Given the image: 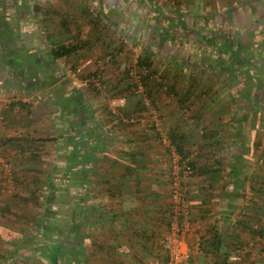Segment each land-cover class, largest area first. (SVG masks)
<instances>
[{
    "label": "rangeland",
    "instance_id": "374dc122",
    "mask_svg": "<svg viewBox=\"0 0 264 264\" xmlns=\"http://www.w3.org/2000/svg\"><path fill=\"white\" fill-rule=\"evenodd\" d=\"M179 1L181 4L177 3L176 0H0V30L13 38L18 49V52L15 53L17 60L25 61L29 64V66L24 65L22 68L25 67L31 73H37L40 67L48 68L40 73L43 74L46 81V85L43 87V89L46 88L44 96L48 98L46 103H53L54 111H59L57 110L59 106H56L57 101L55 97L50 95V91L55 88L60 90L62 83H67L69 87L75 88L73 89L75 94L81 95L83 100L88 101L86 104L84 101L83 103L87 107L92 108L95 121H97V114L111 119V114L125 117V109H129V113L139 121L135 122L136 124L128 125L129 127L132 128L134 125L138 127L142 118L141 113L143 115L146 113L147 119L151 122L156 121L154 120L156 118L160 119L159 124L164 129L161 119L162 113H164L162 110H168V106L174 104V107L178 109V116L182 120L181 126L187 129L189 125L190 130L195 132L196 136H201L202 131L208 133V131L213 129V122L218 121L222 116H228L229 122L223 126L227 131L224 136L226 138L230 137L231 140L234 137H240V143L250 148V153L245 158L248 161L247 164L258 169V159L264 155V115L256 111L245 115L244 104L246 103L236 98H231L229 92L221 88L222 86L216 80V76L208 73H199L197 75L198 77L196 78L200 80V84L197 85L198 88H195L194 93L191 95L190 107L180 106L178 96L169 92L168 87L174 85L178 92L182 94L192 90L191 86H189L191 70L187 67H183V70H181L182 67L176 65V62L167 61L169 57L187 59L197 63L206 61L204 66L216 72L218 69L215 67V57L218 52L215 48L213 50L212 45L207 42L211 32L217 34L220 42L231 38V41L241 39L248 44L254 43L255 45L253 46L257 50L251 57L254 61L257 59L261 61L259 49L264 51V21L249 32L247 27L236 30L229 17L223 21L220 16L227 11V4V7L234 5L235 7L232 6L230 11V14L233 10L236 11L233 19L246 21L257 12V4L254 3L255 0ZM247 1L250 2L247 3ZM35 5H40L43 11H35ZM85 8L89 10L91 15L83 13ZM46 9H56L67 16L72 22L69 30L61 27L59 16L45 12ZM262 9L261 15L264 16V7ZM102 11H104L106 16L101 14ZM3 21L6 23L5 25H2ZM94 21L98 22L97 26H93ZM194 32L202 35L205 40L199 37L198 42ZM82 41H87L88 43L86 47L79 49L75 55L60 58L58 61L50 58L52 48L58 47L60 44L73 45L80 43L79 45H81ZM143 45L152 47L158 52L163 50L162 57L167 59L166 61L163 60L160 55L153 56L154 64L151 72L157 71L159 75L164 74L166 79L161 81L157 79L154 73L147 81L148 87L144 86L145 90L147 89L144 94L148 95V92H150L152 98L156 100V111L152 110L154 108L143 110L136 106L140 101L139 99L144 95L136 92L139 89L133 84L134 82L129 73L131 67L138 70L137 62L139 58L146 55ZM120 47H122L121 50H119ZM205 52L210 58L202 60L201 58L207 55L204 54ZM7 60L9 58H5L0 53V61L3 65H6ZM39 62H42L43 65L39 66ZM99 70H103L101 71L103 83H100V85L95 81L97 76H93ZM240 71H236L237 76L234 80L233 90L252 91L264 103V87L262 89V84L260 85L262 81L264 82V68L263 70H252L253 75L248 79H245L244 75L239 74L241 73ZM145 73L146 71H140L142 75ZM256 73H259V75ZM255 75L260 77L261 82L258 84L259 87L253 90L254 84H256ZM0 76H2L1 81L5 86L7 85L6 83H12V88L9 87L10 89L5 91V98L7 99L15 94L21 99L30 98L31 101L36 100L33 102L32 113H30L37 114L34 119L35 122L37 120L35 125L39 130L42 128L48 129V131L51 130L48 125L51 119V111L46 108V104L43 105L45 102L40 103L36 96L38 92L37 94L31 93L32 96L28 94L29 92L22 87L21 84L23 83L19 80L20 78H18L19 76L14 69L6 70ZM226 77L227 74L222 73L221 78L225 79ZM6 87L8 88V86ZM202 89L207 91L205 92L206 95L200 97L198 93ZM220 90L222 93L217 96L216 93ZM215 96H217L218 103L211 100ZM22 112L26 113L24 110ZM196 113L201 114L199 120L195 118ZM243 117H245L246 121L244 124V130L246 131L244 136L239 134V129H237ZM92 124L90 121L85 123L83 129L85 130L87 126H92ZM117 124L121 127L118 130L125 128L123 123L117 122ZM45 125L47 128L44 127ZM178 127L180 128V126ZM241 127V132H243V126L241 125ZM254 129L259 130L261 134H255ZM52 133H54L53 136L58 135L56 130ZM233 142L235 141L233 140ZM240 143L236 144L239 145ZM41 146L40 148L43 150L41 156L44 159L42 161L47 163L45 168H48V170L40 172L39 179L41 180L36 185V188L22 186L21 194H19L21 197H15L16 200L12 203L13 209L11 211L2 209V214H8V216L6 218L2 216L3 219H0L6 221L7 225L6 227L0 226V231L1 228H5L6 231L4 235L3 232L0 233V255L2 256L0 264H42L40 259L35 256V253L39 252L40 240L42 239L37 222L42 221V216L47 211L46 197L44 196L50 194L51 184H54L53 180L55 179L56 182L57 178L60 177L59 173L64 171V164L55 155L57 153L55 151L57 149L55 143L48 141L43 144L41 142ZM26 152V155H22V161L32 160L29 149ZM25 156H27V159ZM168 158L170 167L171 155H168ZM33 160L37 161V163L40 161V159L35 157ZM262 167V177L264 178V166ZM50 173L53 178H51ZM250 191L253 190L250 189ZM31 193L37 195V200L34 198L35 202L22 200L32 198ZM58 196H56L52 204V207H54L52 210L57 211L58 216L56 215L55 221L59 222L58 225L60 227H64L67 219L71 220L68 214L74 212V207L72 206V200L68 199L69 196L67 200H63L64 203L61 202L60 198H66L64 197L65 194H58ZM246 197L259 196L254 193L253 195L247 194ZM86 204L89 207L92 205L89 202H86ZM57 208L59 211L56 210ZM92 221H94V218L90 220L91 224L86 219L82 220L81 218L80 220L79 235L80 237L82 234L83 237L85 236L80 248L78 247L80 264L102 263L99 257H95L101 251L98 247V252L96 253V247L100 243L95 244L94 242V236L96 237L95 234L98 229L94 227L95 225H93ZM66 231L67 229L65 228L64 232ZM45 235L51 236L53 242L56 241L58 244L60 240H66V236L58 231H53L52 234L47 232ZM97 237L100 238V236ZM37 240L40 241L39 244L35 242ZM69 242L71 244V239ZM102 251L108 252L105 249ZM68 257L70 258V256ZM106 257L102 256L103 260ZM63 263L65 264V261ZM67 264H77V262L70 261Z\"/></svg>",
    "mask_w": 264,
    "mask_h": 264
},
{
    "label": "crops",
    "instance_id": "0c3cea01",
    "mask_svg": "<svg viewBox=\"0 0 264 264\" xmlns=\"http://www.w3.org/2000/svg\"><path fill=\"white\" fill-rule=\"evenodd\" d=\"M3 34L0 30V53L3 50ZM6 70L11 68L0 61V75ZM1 78L0 219H3L2 216H8L2 214L3 210L13 209L12 203L15 197H20L22 186L36 188L35 179L40 178L42 170H48L42 156L38 165L34 160L22 161V155H26L28 149L30 154L37 147L33 142L6 143V139L36 138L38 134L53 136L56 127L51 116L48 124L51 130H39L35 125L37 120H34L37 114H30L36 100L21 99L15 94L6 99L5 91L10 89L12 83H6L7 88ZM28 92L31 96L36 94ZM20 100L31 104L27 109L29 113L19 104ZM84 102L88 103L87 100ZM174 106L171 104L168 110H162V131L167 134L170 129L180 126L181 130H188L189 133V125L187 129L181 126L182 120ZM96 117L100 143L88 181V195L85 197V203H92L93 225L98 229L94 242L100 243L101 253L97 246L98 256L95 257L100 258L101 264L166 263V253L160 239L168 231L174 215L170 197L169 147L164 143L161 133L149 129L153 121L147 119L146 113L141 115L139 126L134 125L132 128L119 120L135 118L133 115L130 118L117 116L120 119L98 114ZM154 120L159 122L160 119ZM117 122L123 123L127 131L118 130L121 127ZM227 122L228 116H222L212 124V128L220 127L217 135L223 140L220 146L202 152V155L207 153L210 159L200 158L199 147L205 142L203 137L196 136L195 132L188 134L186 150L189 158L196 160L198 167L204 163L208 168L219 167L212 163L218 158L222 164L219 172L203 173L197 170L185 177L183 184L187 190L190 211L188 216L180 215L177 220L188 227L187 244L192 249V264H264V178L261 169L264 165L256 169L247 164L245 158L250 148L240 143V137L233 138L236 143H240L237 145L230 137L224 136L227 131L223 126ZM240 122L237 129L244 136L246 121ZM44 127L47 128L46 125ZM254 133L261 134L257 129H254ZM98 141L93 140L94 143ZM237 155L243 157V161L239 162ZM254 193L259 197H246ZM0 226L6 227V221L0 220ZM1 232L4 235L5 228H1ZM104 249L108 252H103ZM102 256H107V261Z\"/></svg>",
    "mask_w": 264,
    "mask_h": 264
},
{
    "label": "trees",
    "instance_id": "16d2710c",
    "mask_svg": "<svg viewBox=\"0 0 264 264\" xmlns=\"http://www.w3.org/2000/svg\"><path fill=\"white\" fill-rule=\"evenodd\" d=\"M176 1L177 3L181 4L179 0H176ZM216 2H218V0H216ZM249 2L250 1H247V3ZM254 3L257 4V7H258L257 12L255 13L254 16H250L249 19L246 21L245 20L244 21L234 20L233 19L234 13L236 11L233 10L231 14H230V11H231V7L232 6L235 7V6L229 5L227 7L228 4L226 5L227 11L223 12L220 15L221 19L225 21V19L229 17V20H232L233 27L236 30H240V28L247 27L249 32H251L255 26H259L264 21V16L261 15L263 12L262 8L264 7V0H255ZM34 9L37 12L43 11V8L40 5H35ZM235 9H238V8H235ZM45 12L49 14L54 13L57 16H59L60 25L63 29L69 30V28L71 27V24H72L71 20L68 19V17L65 16L61 11H58L56 9L54 10L46 9ZM158 12L160 11L158 10ZM83 13L86 15L88 14L91 15V13H89V10L87 8L83 9ZM101 14L106 16L104 14V11H102ZM5 24L6 23L3 21L2 25H5ZM97 25H98V22L94 21L93 26H97ZM3 33L4 34H3L2 40H4V42L2 44L3 46L2 55L5 58H9V60H7L6 62V65L9 66L11 69H14L15 72H17V75L19 76L18 78H20L19 80L23 83V86L25 89H27L31 93L37 94L38 92V94L36 95L37 98L40 100L41 103L45 102L44 105L46 104V108L50 109L51 111L50 113L52 116V122L55 124V127H56L55 130L58 134L57 136H44V137L38 134V137L36 138L34 137L33 138L19 137L15 139L8 138L6 139L5 142L6 143H13L14 141H20L23 143L30 142V141L33 142L35 145H37V147L34 148V151L30 153L32 160H33L34 157L39 159L42 155L41 151L43 152V150L40 148L41 142L44 144L48 141H51L55 143L57 146V149L55 150L57 153L55 155L58 157V160H60L64 164V171H62V173H59L60 177L57 178V181L55 182V179L54 180L52 179L54 184H51V189L49 192L50 194L46 197V204H47L46 210L47 211L42 216V219H41L42 221L37 222V226L39 228V232L41 233L42 239L40 240L41 242L38 240L35 241L38 244L39 242L41 243L39 252H36L35 256L36 258L40 259L42 264H64L63 261H65V264L69 263L70 261H76L77 264H80L79 248H80V244L83 243L84 238H85V236L83 237V234L81 237L79 235L80 233L79 229H80V223H81L80 220L82 218V220L86 219L90 222V220H93L94 218V212H93L94 210L92 209V206L87 207V204L85 203V200L87 199L85 197H87L88 195V191H87L88 181H89L90 174L93 172V169H94L95 157L98 153L97 148L100 143V141H98L100 137H98L99 136L98 124H97V121H95L94 119V114H93L94 111L92 110L91 107L89 106L87 107L85 105L86 104L85 102H84L85 104L83 103L84 101L83 97H81V95L75 94V91L73 90L75 88L69 87L67 83H62L60 90H57L58 88H55L53 89V91H50L51 92L50 95L55 97L57 101L56 106H59V109H57L59 111L57 112L54 111L53 105H52L53 103H49V104L46 103L48 100V98L44 96V94L46 93V90H45L46 88L43 89V87H45L46 85V81H45V77L43 76V74L40 73L42 70H47L48 68L40 67V70L37 71V73H33V72L31 73L25 67L22 68L24 65L29 66V64L25 61L17 60L15 53L18 52V49L15 46L13 38L11 36L9 37L6 32H3ZM194 35L197 36L198 42H199V39H198L199 37L205 40L202 35L196 32H194ZM207 42L212 45L213 50L215 48L217 49V52H218V55L215 57V63H216L215 67H217L218 69L216 70V72H213L214 70L211 71L209 68L204 66V63L206 61H201V63H197V62L188 61L187 59H177L176 57L174 58L169 57L167 58L169 60H167L162 57L163 50L162 52L160 51L158 52L154 50L152 47H146L145 45H143L145 48L143 46L142 48L145 49L146 55L141 56L139 58L137 62L138 70H136L137 74L140 75V81H141L142 86L148 87L147 81L151 77V75L154 73L157 79L161 81H164L166 79L164 74L159 75L157 71L151 72L152 65L154 64L153 56L160 55V57L165 61L167 60L169 62L171 61L176 62L177 63L176 65L182 67L181 70H183V67L190 68L191 70V74H189L191 76L189 86H191L192 90L187 91L186 94H182L178 92L177 88L174 85H170L168 87L169 92H171L172 94H176L178 96V102L180 105L190 107L191 95L194 93V89L198 88L197 85L200 84V80L196 78L198 77L197 75L199 73L200 74L208 73V74H212L216 76V80L219 81L222 86L221 88L229 92V96L231 98H236L237 100L244 101L246 103L244 104L245 105V113H244L245 115H248L249 113L253 111L261 112L264 115V103L258 99L259 97L257 95H255L252 91H244L243 89L233 90L234 80H235V77L237 76L236 71H240L241 69L240 71L241 73L239 74L244 75V78L248 79L251 75H253L252 70H263L264 68V53L263 52L264 51L259 49V51L261 52L260 58L262 59L261 61L258 59L254 61V59H252L251 57V55H253V53H255L257 50V48L253 46L255 45L254 43L248 44L246 41H243L241 39L240 40L234 39L233 41H231V38L224 42H220L215 32H211L210 37L207 38ZM87 43H88L87 41L86 42L82 41L81 45H79L80 43L79 44L76 43L73 45L60 44L58 47L52 48L50 52V58H52L55 61H58V59L60 58L71 57L75 55L79 51V49L86 47ZM121 48L122 47H120L119 50H121ZM204 54L206 55L207 53L205 52ZM206 56L202 57L201 59L204 60V59L210 58L208 57V54ZM38 64L39 66L43 65L42 62H39ZM101 71L103 70H99V72L95 73L93 76L100 75V81L101 83H103ZM140 71L141 72L146 71V73L142 75L140 74ZM222 73L227 74V77L225 79L221 78ZM256 74L259 75V73H256ZM255 79H256L255 81L256 84H254V80H253V84H254L253 90H255V88H258L259 87L258 84L261 82L259 76H256ZM132 80L134 82L133 84L137 86L138 82L135 81V79L133 78ZM261 84H262V89H263L264 82L262 81L260 85ZM144 91H147V89L145 90L144 88L143 92L136 91L139 94L144 95L142 96L141 99H139L140 101L139 103H137L136 106L143 110H149L148 106L145 105V98L150 97L151 99L150 98L149 99L151 100L154 108L156 109L157 108L156 100L152 98V96L150 95V92H148V95H147V94H144ZM206 91H207L206 89H202L198 93V96L202 97L206 95L205 94ZM221 93L222 91L220 90L216 94L218 96V94H221ZM217 96L211 99L215 103H218L216 99ZM19 104L22 106L23 109H26V110L31 106L30 103L23 102L21 100L19 101ZM29 111L30 110H27V113H29ZM125 111H126L125 113L127 114L126 116L130 118L132 115L131 113H129V109H125ZM117 116L118 115L116 114H111L112 119L114 118L120 119V117L117 118ZM195 116H196L195 117L196 120H199L201 117V114L196 113ZM243 120H245V117L242 118V121ZM89 121L93 123L92 126H87V128L84 130L83 127L85 123ZM119 121L125 124H128V125L129 123L135 124V122H139L137 121V119L136 121H131L130 119H122V118ZM149 129L151 131L161 133V131H159L158 128L156 127L155 122L150 124ZM218 129H220V127L213 128L212 130L208 131V133L205 131H202L201 137H203V140H205V142L204 144H202V146L199 147L200 148L199 151L201 154L200 158L201 156L205 158H209L206 155L207 153H203L204 155L203 156L202 152L207 151L211 147L220 146V143L223 139L221 136L217 135ZM187 131L181 130V128L179 127H175L174 129H170L169 131H167V134L165 132L164 133L167 135L170 145L174 147L176 151L183 158L188 159V163L193 169V173L191 175H193L197 170H200L203 173H209L212 171L219 172L220 171L219 168L222 164V161L219 158L214 159L212 162V163L220 165L219 167H216V168H208V165L205 163L203 164L202 167L201 166L198 167L196 160L193 161L192 159L189 158V154L186 150L187 148L186 146L188 142V134H190L192 131L190 130L189 133ZM94 135H97V137L95 138ZM94 139H96L98 142L94 143L93 142ZM167 147H169L168 149L171 152L170 146H167ZM236 157L238 158L239 162L243 161L244 159L240 155H237ZM209 159L205 162L208 163ZM258 160L259 161L257 163L259 165H263L264 155H262V157H260ZM50 175H51V178H53L51 173ZM39 181H40L39 177L35 179V182L37 184L39 183ZM58 194H65L64 197L66 198L61 197L60 198L62 200V201L60 200L61 202H63V200H67V197L69 196L68 199L72 200V206L74 207V212H70L68 214V217H70L71 220L67 219V223L64 225V227H60V225H58L59 222L57 223V221H55L57 211L52 210L54 209V207H52V204L55 201V198L56 196H58ZM31 197L32 198H29V199L25 198L22 200L34 201L35 200L34 198H36L37 195L35 193H31ZM56 210L59 211L58 208ZM65 228L67 229L66 232H64ZM53 231H58L60 234H63L64 236H66V240L65 241L60 240L59 244L56 243V241L53 242V239L51 236L48 237L46 236L47 234L45 235V233L47 232L48 233L50 232L52 234ZM70 236H73V237H70ZM69 238L71 239V244H69L70 243ZM68 256H70V258ZM0 258H2L1 255H0ZM59 260L60 261L62 260V261L60 262ZM166 261H167V257H166Z\"/></svg>",
    "mask_w": 264,
    "mask_h": 264
},
{
    "label": "built area",
    "instance_id": "2783aa9c",
    "mask_svg": "<svg viewBox=\"0 0 264 264\" xmlns=\"http://www.w3.org/2000/svg\"><path fill=\"white\" fill-rule=\"evenodd\" d=\"M136 68L130 69V75L138 82V92H143L144 87L140 81V75L137 74ZM100 85V75L95 79ZM145 105L148 108H154L150 99L145 98ZM156 111V109H152ZM131 121H136V118H131ZM156 127L163 136L164 143L170 146L171 149V163H170V196L173 203L172 219L170 220L168 231L162 235L160 243L166 253V264H192V249L187 244L188 227L180 224L177 217L180 215L189 214L188 194L183 182L185 177L191 176L193 173L192 167L188 163V159L183 158L174 147L170 145L167 135L162 131V127L158 121H154Z\"/></svg>",
    "mask_w": 264,
    "mask_h": 264
}]
</instances>
